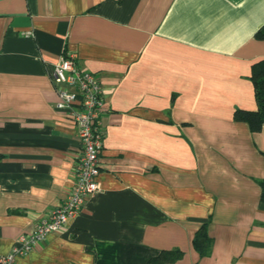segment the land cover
<instances>
[{
  "label": "crops",
  "instance_id": "1",
  "mask_svg": "<svg viewBox=\"0 0 264 264\" xmlns=\"http://www.w3.org/2000/svg\"><path fill=\"white\" fill-rule=\"evenodd\" d=\"M263 27L264 0H0V257L75 185L70 53L103 88L100 192L17 264H264V126L234 119L258 107Z\"/></svg>",
  "mask_w": 264,
  "mask_h": 264
},
{
  "label": "built area",
  "instance_id": "2",
  "mask_svg": "<svg viewBox=\"0 0 264 264\" xmlns=\"http://www.w3.org/2000/svg\"><path fill=\"white\" fill-rule=\"evenodd\" d=\"M75 60L74 54H64L53 74L55 84L60 87L56 108L66 112L78 127L82 151L75 170V185L50 218L42 219L31 234H24L15 241L11 251L0 257V264H17L19 258L29 255L50 234L60 232L77 218L86 201L100 192L103 88L100 79L78 69Z\"/></svg>",
  "mask_w": 264,
  "mask_h": 264
},
{
  "label": "trees",
  "instance_id": "3",
  "mask_svg": "<svg viewBox=\"0 0 264 264\" xmlns=\"http://www.w3.org/2000/svg\"><path fill=\"white\" fill-rule=\"evenodd\" d=\"M256 37L264 41V27L261 28ZM255 90L257 102V110L246 111L238 109L234 114L237 122L248 124L253 133H259L264 126V60L255 63L252 67V75L250 77ZM264 185V181L262 182ZM194 250L200 257L209 256L212 250V239L209 236L207 226L204 225L194 236ZM183 257L181 251H165L160 256L150 260L148 264H168L174 263Z\"/></svg>",
  "mask_w": 264,
  "mask_h": 264
}]
</instances>
